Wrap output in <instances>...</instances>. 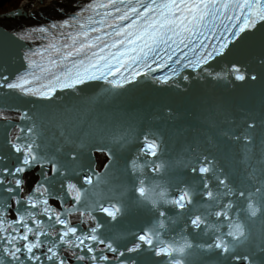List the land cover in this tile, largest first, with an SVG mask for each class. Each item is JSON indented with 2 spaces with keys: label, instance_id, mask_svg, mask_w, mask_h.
<instances>
[{
  "label": "snow or ice",
  "instance_id": "obj_1",
  "mask_svg": "<svg viewBox=\"0 0 264 264\" xmlns=\"http://www.w3.org/2000/svg\"><path fill=\"white\" fill-rule=\"evenodd\" d=\"M259 22H264V0H89L79 19L73 17L34 30L47 35L59 29L63 40H58L53 31L47 45L25 54L29 70L12 80L0 75V87L49 100L58 90H77L93 81L113 88H123L139 77L169 84L180 75L177 65L208 71L204 65L221 56ZM37 56L39 61L34 59ZM157 72L162 74L155 75ZM232 72L235 79H245L239 67L234 66ZM8 119L0 111V120ZM19 119L33 123L28 127L16 125L17 134L6 141L16 163L9 167L0 153V253L12 264H72L65 252L77 264H110L113 259L126 264V253L138 252L142 245L154 248L156 256L168 258V264H185L183 257L194 247L216 250L220 256L252 264L248 255L233 253L238 245L251 239L249 222L258 214L264 215V179H258L252 189L237 188L213 159L203 156L186 166L193 176L191 182L173 185L149 181L148 172L160 174L168 165L158 162L162 145L145 135L139 154L130 161L129 172L134 178L137 202L154 210L157 219L121 251L109 238V225L119 222L125 213L124 204L98 191L103 183L98 173L83 177V184L89 188L73 182L67 169L58 165L38 142L41 134L33 117L23 112ZM247 127L255 125L249 123ZM231 138L242 140L245 146L251 144L247 135ZM59 150L56 146L55 151ZM96 151L110 158L104 165L110 168L113 153L103 146ZM141 156L152 159L141 163ZM77 158L72 155L73 160ZM49 165L50 171L45 172ZM35 167L41 168L42 179L29 194L21 196L23 174ZM50 199L59 202V210L50 204ZM169 208L185 219L190 230L210 235L211 241L195 245L186 237L179 245L164 241L160 230L175 222L169 221ZM74 214L79 215L83 228L69 219Z\"/></svg>",
  "mask_w": 264,
  "mask_h": 264
},
{
  "label": "water",
  "instance_id": "obj_2",
  "mask_svg": "<svg viewBox=\"0 0 264 264\" xmlns=\"http://www.w3.org/2000/svg\"><path fill=\"white\" fill-rule=\"evenodd\" d=\"M20 14L21 9L19 6L7 12L0 13V18L18 16ZM8 34L9 33L6 30L0 28V36H3V39L6 40L5 42L10 43L9 39L4 37L9 36ZM8 43L4 44V46L0 45V75L7 76L12 80L15 78L11 79L10 77H12V75L17 77L20 74H17L15 69V58L12 56H6L5 50L10 45ZM262 44H264V22H259L255 28L242 33L241 37L237 38L236 41L230 44L221 56L211 60L208 65H204L203 67L208 69V71L182 68L177 69L180 72V75L174 78V82L170 81L169 84H159L154 82L151 78L139 77L137 82L126 84L123 88L118 89L134 88L141 90V92L150 93V96H155L160 94L158 91L167 92L172 84L189 82V91L198 92L199 90H207L211 88L210 85H214L216 82L223 80L225 76L233 73L232 68L236 66L235 63L241 61L248 50H250V52L255 51L257 47ZM208 72H211L212 75H209ZM161 74L162 73L160 72L155 73V75ZM184 76H188L189 78L184 80ZM228 88L233 91L235 86H228ZM113 89L114 88L111 85L102 81H93L80 86L77 90H58L55 96L48 101L54 102L58 105H67L79 101L80 99H88L97 92L111 93V90ZM239 89L240 90L238 91L240 94L230 95L229 97L227 96V98H225L226 101L223 102V104L222 102H218L216 98L207 104L205 108L212 110L210 115L211 119L204 127H199L197 124L194 125L192 122L190 117L196 115L195 112H189V117L186 115L183 116L179 125L172 122V124H174L173 129H170L169 131L165 126L163 127L161 122L157 119H155V122H152V124H149V130L151 133L158 136L157 141L162 145V148L168 149L173 154V156L163 157L165 164L168 165L167 170L173 172V174L171 177H167L169 180L166 181V183L165 180H163L162 184L174 185L177 182H191L193 176L187 171L186 166L189 163L195 162L197 157L208 156L210 159H213L214 162H218L221 158L220 153L222 151L220 148H215L210 144L207 145V142L202 141L204 138L202 137L203 134L201 130L203 129L208 130L209 135H213L214 131L217 130L214 142L217 146L225 144L226 149H228L226 152L232 162L230 166L236 167L237 170L232 171L230 169L229 171L223 170V172L229 177L234 186L237 188L252 189L258 179H264V77L262 76L259 82L254 80L248 84L241 81L239 83ZM21 96L22 94L18 91L0 87V111L8 114L9 121L13 120L12 118H15L18 114V112H16L17 108L13 103L18 102V100L25 97V95H23V97ZM133 117L138 120L143 119L142 113L137 116L133 114ZM229 118L231 121L225 122ZM131 119L134 125L135 120L132 117ZM249 123L254 124L255 127L248 128L247 125ZM101 124L95 122L92 123L93 133L91 132V134H87L85 130L79 132L82 133V137L78 139L81 141V144L85 149L79 147L78 153H76V146L73 148L74 150L69 149L68 146L70 143L68 144L66 142L67 135L71 134L74 129L70 126L64 130L51 128V130L46 133L49 138L44 143L42 142L44 146L43 150L47 151L48 155L52 156L58 165H63L67 169V174L70 175L73 182H76L77 184H79L80 178L75 179L68 171V160L74 162L72 159L73 154L76 156L81 154L86 160L87 165H85L87 167L90 165L89 163L92 162H94L97 167H101L102 163L107 164L109 161L110 158L105 153L96 151L98 146H103L110 150L113 153L111 159L118 157L121 160L124 159L123 161L125 163L139 154L140 148L143 144V137L145 136L143 129L124 128L122 130L123 132L115 130L111 133L106 131L111 124ZM46 134L44 135L45 138ZM173 134H176L175 137ZM244 135L251 137L250 145L245 146L242 140L237 141L231 138L233 136L243 137ZM11 138L12 137L6 135V131L0 126V153L5 155L6 159L4 163L9 167H12L16 163V156L9 151V146L6 143V141ZM233 141H237L239 146H231V142ZM175 144L177 145L175 146ZM196 144L200 146H197L196 148ZM56 146H59V151H55ZM219 150L221 151L220 153ZM240 150L242 152H240ZM84 152H86V156L83 155ZM248 156L250 158H247ZM145 159L147 158L141 156V163L144 162ZM118 166L119 164L112 162L111 173H113L112 175L114 177H123V173L125 174L124 169L126 170V167L121 170L118 169ZM44 171L49 172L50 165L45 168ZM252 171L253 173H251ZM243 172L246 173V177L239 179L238 177ZM248 173L249 176H247ZM23 177L25 184L24 192L20 194L21 196L29 194L32 186L42 179L41 168L35 167L29 169L24 173ZM59 179L60 178L58 177L56 181L57 186ZM124 183L128 185H125ZM122 184L123 187L118 192H113L111 195L118 198L124 204L125 208L128 209L127 202L129 197L127 196L129 195L130 190L134 188V179H126ZM106 192L107 194H110L108 191ZM232 199L235 200L236 198L233 197ZM69 203H71V200H69ZM135 203L137 206L140 205V203L137 202V197L135 198ZM240 203L243 204V201ZM50 204L59 210V202L56 199H50ZM168 214L170 215L169 221L175 222H169L167 224V229L160 230L161 238L164 241L175 242L177 245L183 243L182 237H186L194 245L204 244L211 241L210 235L197 234L190 230V228L185 225V219L178 216L176 210L169 208ZM147 216L148 215L144 216L145 220L143 223H140V215L126 217L125 222H122V226L115 225L111 227L112 233L109 235V238L114 239L115 246H118L121 251H124L126 247L132 245L134 236L140 234L138 231L141 232L142 230H146L147 228L152 227L156 222L157 216L152 219L151 217L150 219H146ZM8 218L11 219L12 217ZM69 219L78 227H84L79 224L80 217L78 214L70 216ZM123 223L128 225L130 228L129 232L126 230L127 228L123 226ZM249 223L251 227V239L238 245L233 254L248 255L251 258L252 264H264V215L258 214V216L253 218ZM173 224H175L174 229H172ZM137 226L139 229L135 230ZM195 249L199 248L194 247L193 249L187 250V254L183 257L185 264H198L199 261L204 262L207 260L210 261L211 259L217 260L219 264L236 263V261H233L228 257L218 255L216 250L203 251L199 249L200 252H198ZM107 254L111 257L110 253ZM64 255L72 261V264H77L74 258L69 255V252H65ZM140 256L144 259H150L153 264H168V258L156 256L155 249L150 248L147 245H142L138 252L126 253L124 259L126 264H128V262H131V264H147L146 261H138ZM1 258L2 256H0V259ZM1 262L2 264H10V261L7 262V259L1 260ZM81 264H89V262L85 261L81 262ZM110 264H118V262L113 259L110 261Z\"/></svg>",
  "mask_w": 264,
  "mask_h": 264
},
{
  "label": "bare ground",
  "instance_id": "obj_3",
  "mask_svg": "<svg viewBox=\"0 0 264 264\" xmlns=\"http://www.w3.org/2000/svg\"><path fill=\"white\" fill-rule=\"evenodd\" d=\"M84 1L86 0H30L23 2L22 5H20V15L0 18V28H3L9 33V36L4 37H7L10 41V43L5 42L6 40L3 39V36H0V45L4 46L6 43L10 44L5 52L6 56H12L15 58L14 65L17 74L23 75L29 70L27 68L28 61L25 59V54L44 47L43 34L39 31H34L36 30L35 25L41 24L45 21H52L58 17H63L68 14V12L74 9L77 10L80 7V4ZM36 13H38L39 16ZM20 37L24 38L21 39ZM34 59L39 61L40 57L37 56L34 57ZM235 64V67H239L241 73L245 75V79L242 82H246L247 84L254 80L259 82L262 76L264 77V44L259 45L255 51L250 52V50H248L242 60ZM253 76L255 79H252ZM240 82V80L235 79V73H231L230 75L225 76L223 80L216 82L214 85H210L211 88L209 87L210 89L207 90H199L197 88L199 90L198 92L189 91V82H179L172 84L167 92L158 91L160 94L155 96H150V93L141 92V90L134 88H114L111 90V93L97 92L88 99H80L79 101L67 105H58L39 97L25 96L23 99L18 100V102L13 103L17 108L16 112H18L15 118H12L13 120L10 121L9 119L7 121H0V126L6 131L7 136L13 137L17 134L16 125L28 127L33 123V121H20L19 114L27 112L33 117L37 130L41 134L38 138V142L43 143L49 138L46 133H48L51 128L64 130L68 128V126L73 127L74 129L72 133L68 134L66 137V142L68 144L70 143L68 146L69 149H73L76 146V153L79 152V147L84 148L81 141L78 139L82 137V133L79 132L85 130L87 134H91V132L93 133L92 123L94 122L111 124L110 127L106 129V131L111 133L115 130L123 132L122 130L124 128H141L145 135H149L158 140V136L151 133L149 130V124L155 122V119L159 120L161 125L163 127L165 126L169 131L170 129H173L174 124H172V122L179 125L183 116L186 115L189 117V112H195L196 115L190 117L192 122L194 125L197 124L199 127H204L211 119L210 115L212 110L205 108L207 104L215 98L218 102H222L223 104V102L226 101L225 98H227V96L229 97L230 95L240 94L238 91L240 90ZM231 84L235 86L234 90L232 88L233 91L228 88V86L232 87ZM191 89L194 90L193 88ZM21 97H23V95ZM140 113L143 115L142 120L133 117V114L137 116ZM131 117L135 120L134 125ZM230 121L231 119L229 118L225 122ZM216 131H214L213 135H209L208 130H201L203 134L202 137L204 138L202 141L207 142V145L210 144L215 148L218 147L222 151L219 150V153L221 152V158L218 162L215 161L218 168L226 171H229L230 169L236 171V167L230 166L232 162L231 158L227 155L226 151L228 149H226L225 144L217 146L214 142L216 139ZM45 134L46 138L44 136ZM175 135L173 134L174 137ZM176 145L177 144H175V146ZM237 145V141L231 142V146L237 147ZM197 146L200 145L196 144L195 147L197 148ZM240 152L242 151L240 150ZM83 155L86 156V152H84ZM165 156H173V154L168 149L162 148L158 162H164L165 160L163 157ZM77 157L78 158L74 160V162L68 160V171L75 179L80 178L78 185L83 188L91 187L83 184V177L92 173H98L100 175L103 183L100 184L98 191L105 194H107L106 191L110 194L118 192L123 187L122 182L124 180L129 178L134 179L130 175L129 168L130 161L133 158H136L137 155L132 157L126 163L123 161L124 159L121 160L118 157L111 159V163L115 162L119 164L118 169L122 170L126 167V170L124 169L125 174L123 173V177H114L112 175L113 173H111V166L110 168L105 169V163H102L101 167H97L95 163L92 162L89 163L90 165L87 167L85 158H83L81 154H78ZM247 158L250 157L248 156ZM147 159L151 160L152 158L148 157ZM141 161L142 160H140V162ZM108 163L109 161L107 164ZM251 173H253V171ZM172 174L173 172L166 169V171L160 174L148 172L147 176L149 181L155 180L162 184L163 180H165L166 183V181L169 180L167 177H171ZM245 175L246 173L243 172L238 178L241 179L246 177ZM247 176H249V173ZM124 184L128 185L126 183ZM127 197H129L127 202L128 209L125 208V213L120 217L118 223L109 225V227L115 225L122 226V222H125V218L133 215H140V223H143L145 220V215H148L146 219H150V217L152 219L156 216L155 211L151 210L149 206L144 204H140L139 206L136 205L135 198L137 197V194L135 193L134 188L130 190ZM100 218L105 219L103 216ZM123 226L127 228L126 230L128 232L130 231L128 225L124 224ZM174 228L175 224L172 225V229ZM136 229H139L138 226L135 230ZM164 229H167V226ZM138 232L140 233V231ZM195 250L200 252L199 249ZM138 261H146L147 264H153L150 259H144L141 256L138 258ZM198 264H219V262L215 259H211L210 261H199ZM238 264H243V262L241 261Z\"/></svg>",
  "mask_w": 264,
  "mask_h": 264
},
{
  "label": "trees",
  "instance_id": "obj_4",
  "mask_svg": "<svg viewBox=\"0 0 264 264\" xmlns=\"http://www.w3.org/2000/svg\"><path fill=\"white\" fill-rule=\"evenodd\" d=\"M17 1L19 2L20 0H0V12H5L6 10L9 9L8 7H11V6H14L16 8L17 5L15 6L14 3Z\"/></svg>",
  "mask_w": 264,
  "mask_h": 264
},
{
  "label": "rangeland",
  "instance_id": "obj_5",
  "mask_svg": "<svg viewBox=\"0 0 264 264\" xmlns=\"http://www.w3.org/2000/svg\"><path fill=\"white\" fill-rule=\"evenodd\" d=\"M27 1H30V0H20L19 2H18V1L15 2L14 5H15V6L17 5V7H19L20 5H22L23 2H27ZM13 7H14V6L8 7L9 9L7 8L8 10H6L5 12H7V11L12 10V9L15 8V7H14V8H13ZM17 7H16V8H17ZM10 8H11V9H10ZM2 11H3V10H2ZM0 13H4V12H0ZM36 14L39 16L38 13H36Z\"/></svg>",
  "mask_w": 264,
  "mask_h": 264
}]
</instances>
